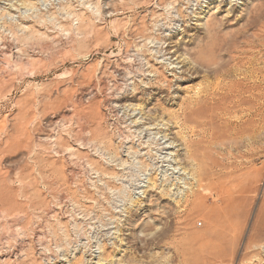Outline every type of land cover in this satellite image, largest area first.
Here are the masks:
<instances>
[{
  "label": "rangeland",
  "instance_id": "obj_1",
  "mask_svg": "<svg viewBox=\"0 0 264 264\" xmlns=\"http://www.w3.org/2000/svg\"><path fill=\"white\" fill-rule=\"evenodd\" d=\"M101 258L264 264V0H0V264Z\"/></svg>",
  "mask_w": 264,
  "mask_h": 264
},
{
  "label": "bare ground",
  "instance_id": "obj_2",
  "mask_svg": "<svg viewBox=\"0 0 264 264\" xmlns=\"http://www.w3.org/2000/svg\"><path fill=\"white\" fill-rule=\"evenodd\" d=\"M234 84L231 83V85H233V86H230L228 84L230 87L227 86V88H221L218 85L221 89H218V88L212 89V87L209 88L212 90L208 91V95L206 96V99H205V104L203 106L201 105L199 107V109H197V110H193L192 112L189 111L190 112L189 115L187 114L188 116L186 119L189 118L191 123H192V121H194L195 124L198 123L197 124L198 132H195L196 130L195 131L193 130V131L195 132V134L197 133L199 138L200 137L202 138V139H199L200 141L198 140L199 142L197 144H194L195 146H199V145L203 144L207 137H208V139L210 138V141L209 140L207 142L205 141L207 143V145H209V144L214 145L215 141L219 138L220 139L225 138V139H223V141L226 140L227 138L222 136V135H224V134L229 135L230 133H232L231 130L233 128L231 129V127L233 126V124H231L232 122H229L230 120L226 121V118L224 119V117H227L228 115L233 116L234 114H236L235 116H233V118H234L237 116L238 113L248 114L250 112V109H248V106L250 104V100L245 96L246 94H248L247 90H245V88L244 89L243 88L237 89L238 84L237 83H236L237 85L235 84L237 87H234L235 86ZM240 86L241 85H239V87ZM201 95L202 94H200V96ZM200 100H203V99L200 98ZM201 102H203V101H201ZM193 105H196V104H192V106ZM187 107H189V106H187ZM195 108L196 107L194 106L193 109H195ZM238 111H240V112H238ZM257 111L261 112V110H257ZM187 113H188V109H187ZM185 116H186V114H185ZM256 116L258 117V115H256ZM229 117H231V116H229ZM187 121L189 122V120H187ZM217 122H220V124L218 126L221 129H219L218 126L216 127ZM193 129H196V128H193ZM233 131H235V130H233ZM235 132H237V131H235ZM230 135L232 136V134H230ZM234 135H235V133H234ZM236 136H238V135H236ZM235 137H234V139H236ZM230 138L228 140H230ZM223 141L221 139V142H223ZM219 142H218V144H220ZM216 143H217V141H216ZM218 144H216V146ZM192 158H193V156H192ZM194 159H196V158H194ZM214 166H216V165H214ZM195 174H193V175H195ZM197 176H199V178L202 179V177H205L206 174L202 175V173H199V174H197ZM198 182H200V181L198 180ZM103 260L105 261V264H106L107 260H105V258H103V259L101 258V262ZM109 263H110V261H109Z\"/></svg>",
  "mask_w": 264,
  "mask_h": 264
}]
</instances>
